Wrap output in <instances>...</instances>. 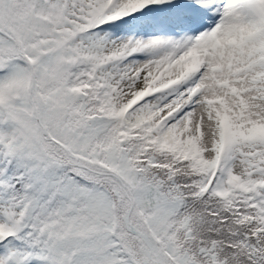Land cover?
Returning a JSON list of instances; mask_svg holds the SVG:
<instances>
[{"label": "snow or ice", "instance_id": "snow-or-ice-1", "mask_svg": "<svg viewBox=\"0 0 264 264\" xmlns=\"http://www.w3.org/2000/svg\"><path fill=\"white\" fill-rule=\"evenodd\" d=\"M0 264H264V0H0Z\"/></svg>", "mask_w": 264, "mask_h": 264}]
</instances>
